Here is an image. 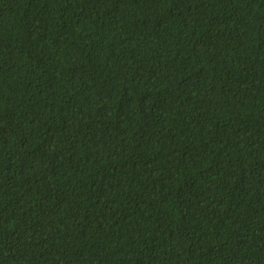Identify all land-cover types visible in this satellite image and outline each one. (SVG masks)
<instances>
[{
  "label": "trees",
  "instance_id": "trees-1",
  "mask_svg": "<svg viewBox=\"0 0 264 264\" xmlns=\"http://www.w3.org/2000/svg\"><path fill=\"white\" fill-rule=\"evenodd\" d=\"M0 264H264V0H0Z\"/></svg>",
  "mask_w": 264,
  "mask_h": 264
}]
</instances>
